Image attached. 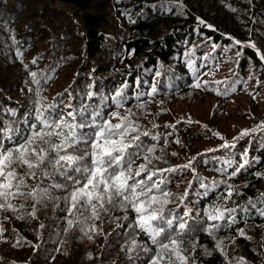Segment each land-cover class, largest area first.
Instances as JSON below:
<instances>
[{"label":"trees","instance_id":"trees-1","mask_svg":"<svg viewBox=\"0 0 264 264\" xmlns=\"http://www.w3.org/2000/svg\"><path fill=\"white\" fill-rule=\"evenodd\" d=\"M262 54L264 0H0V133L11 128L19 140L40 104L53 105L45 116L71 122L73 113L85 125L76 129L85 142L69 149L79 155L100 125L127 117L125 161L133 172L147 166L136 180L155 172L152 181L171 193L165 214L187 222L188 264H264ZM221 65L230 72L218 95L207 77ZM211 95L209 119L185 111ZM241 95L239 111L219 105ZM227 113L246 122L233 135L219 126ZM4 146L12 144L5 138ZM47 171L22 191L39 185L48 198L19 196L10 201L15 211L0 209V264H151L157 246L130 207L106 205L99 219L85 220L91 213L66 199L74 187L66 176L81 173ZM216 208L235 211L212 221Z\"/></svg>","mask_w":264,"mask_h":264},{"label":"snow or ice","instance_id":"snow-or-ice-1","mask_svg":"<svg viewBox=\"0 0 264 264\" xmlns=\"http://www.w3.org/2000/svg\"><path fill=\"white\" fill-rule=\"evenodd\" d=\"M236 43L239 44L240 41ZM251 47L255 48V44ZM260 59L264 60V54L260 56ZM35 75L32 73L33 77ZM195 87H200V84L197 83ZM153 92H155L154 88ZM51 107L53 105L48 106V108ZM48 108L40 104L36 109V122L29 126L27 134L19 140L13 139L15 130L11 128L7 130L6 136L0 133V209L15 211L16 208L10 201L19 196L31 197L37 204L48 198V189L39 185L26 193L22 191L28 187L27 178H36L37 170H40L44 176H48V166L56 169L61 175H66L69 169H73L81 173V177L66 176V179L72 180L74 185L66 199L70 201L72 209L80 206L84 211L91 213L90 216L85 217V220L99 219L101 211H108L106 205L113 207L118 205L125 210L130 207L136 213V226L144 231L151 242L157 246L151 264H188L189 257L184 255L186 249L183 248L187 222L171 212L165 214V205L171 202L169 199L171 193L161 189L159 182L152 181V177L156 175L155 172H151L147 180H136L135 177L148 172L147 166L142 164L138 170L133 172L131 162L125 161V153L131 147V142L126 140L128 129L123 122L127 121V117L121 118V123L113 124L111 121H106L100 125L89 143L90 150L75 155L70 153L69 149L76 151L75 146L85 142L76 133L77 128H83L85 125L76 124L73 113H68L72 117L71 122L62 116L56 119L45 116ZM147 134L144 133V135ZM241 135H248L247 130ZM5 138L12 144L11 147L4 146ZM132 139L137 140L139 137L135 136ZM244 164H247L246 159ZM190 166L189 163L183 167ZM240 167L243 168L244 165ZM19 168L25 169L23 174L17 171ZM61 169L63 171H60ZM148 181L152 183L149 184ZM231 194L229 191L228 197ZM180 199L182 200L183 197ZM225 211L235 210L221 211L216 208L208 213V219L224 220ZM32 215H35V210ZM17 218L22 219L23 217ZM67 223L70 227L73 226L71 219ZM95 227V225L88 226L85 235L95 230ZM218 228L219 225L213 224L205 230L211 235L213 229ZM2 231L3 229L0 228V232ZM240 234L244 235L242 230ZM133 246H135V241H133Z\"/></svg>","mask_w":264,"mask_h":264},{"label":"rangeland","instance_id":"rangeland-1","mask_svg":"<svg viewBox=\"0 0 264 264\" xmlns=\"http://www.w3.org/2000/svg\"><path fill=\"white\" fill-rule=\"evenodd\" d=\"M230 71H226L224 68V65H221L217 68H212V70L208 73L207 77V85L211 87V91L213 93H218V95L223 94L224 91V78L225 74H228ZM222 79V80H221ZM243 96L239 99L234 100H222L220 101L219 105L224 106L228 111H239L242 108L243 103L241 101L243 100ZM217 101L216 95L207 96L203 100H197L196 102L192 103L190 107H186L187 109L185 111H190L191 113L196 114L201 120H207L209 119V112L210 109L212 110V107L215 105V102ZM226 102V104H224ZM187 104H178L177 109L182 110L184 106ZM229 115L228 119L223 120L221 129L229 132L230 134H235L237 132H234L235 129L233 128L235 125H243L246 124L245 121L240 116H235L232 114L227 113ZM221 130V131H222ZM223 132V131H222ZM210 137V135H207Z\"/></svg>","mask_w":264,"mask_h":264}]
</instances>
